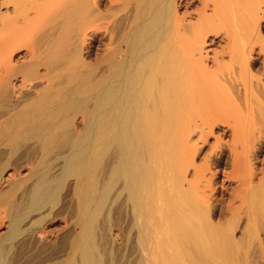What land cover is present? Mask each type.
Instances as JSON below:
<instances>
[{
	"label": "bare ground",
	"instance_id": "1",
	"mask_svg": "<svg viewBox=\"0 0 264 264\" xmlns=\"http://www.w3.org/2000/svg\"><path fill=\"white\" fill-rule=\"evenodd\" d=\"M0 264H264V0H0Z\"/></svg>",
	"mask_w": 264,
	"mask_h": 264
},
{
	"label": "rangeland",
	"instance_id": "2",
	"mask_svg": "<svg viewBox=\"0 0 264 264\" xmlns=\"http://www.w3.org/2000/svg\"><path fill=\"white\" fill-rule=\"evenodd\" d=\"M67 190V189H66ZM65 189L63 190V192H64V194L62 193V198H61V200L62 201H68V192L66 191ZM67 199V200H66ZM116 229V228H115ZM117 230V231H116ZM116 230H114L115 231V233L116 234H118L119 233V230L118 229H116ZM118 238H121V236H117ZM119 240V239H118Z\"/></svg>",
	"mask_w": 264,
	"mask_h": 264
}]
</instances>
